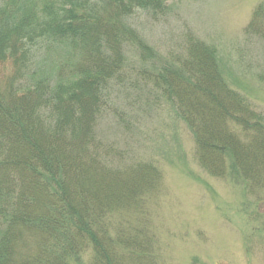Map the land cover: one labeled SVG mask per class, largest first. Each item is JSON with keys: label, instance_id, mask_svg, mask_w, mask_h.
I'll list each match as a JSON object with an SVG mask.
<instances>
[{"label": "trees", "instance_id": "obj_1", "mask_svg": "<svg viewBox=\"0 0 264 264\" xmlns=\"http://www.w3.org/2000/svg\"><path fill=\"white\" fill-rule=\"evenodd\" d=\"M165 2L1 0L0 65L11 70L0 80V264H156L139 224L161 172L98 132L126 72L186 125L203 170L264 187V112L228 84L216 48L188 35L182 55L161 61L127 21ZM244 31L264 39V0ZM39 41L65 60L41 69Z\"/></svg>", "mask_w": 264, "mask_h": 264}, {"label": "rangeland", "instance_id": "obj_2", "mask_svg": "<svg viewBox=\"0 0 264 264\" xmlns=\"http://www.w3.org/2000/svg\"><path fill=\"white\" fill-rule=\"evenodd\" d=\"M261 1L166 0L163 13L136 10L127 21L159 59L182 55L188 35L214 46L228 84L264 112V39L244 31ZM38 43L36 64L44 71L65 60L66 49ZM10 70L9 63L0 65V80ZM136 80L126 72L112 82L98 132L131 159L153 160L161 172L148 220L139 224L147 254L156 264H264V187L252 193L231 173L220 178L203 170L189 129ZM88 263L83 255L79 264Z\"/></svg>", "mask_w": 264, "mask_h": 264}]
</instances>
